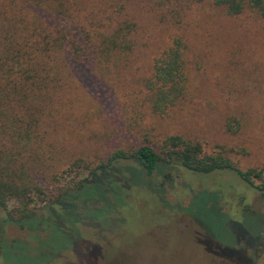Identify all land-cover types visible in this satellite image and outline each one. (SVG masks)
Returning <instances> with one entry per match:
<instances>
[{
  "label": "rangeland",
  "instance_id": "rangeland-1",
  "mask_svg": "<svg viewBox=\"0 0 264 264\" xmlns=\"http://www.w3.org/2000/svg\"><path fill=\"white\" fill-rule=\"evenodd\" d=\"M67 1L83 36L99 43L97 34L129 24L133 47L115 54L117 66H71L36 157L47 201L115 151L159 153L170 136L225 151L241 170L264 168L263 17L248 7L229 16L212 0ZM175 36L187 44L188 95L156 116L143 85ZM89 182V193L36 203L33 227L21 229L0 208V264H264V196L231 171L160 166L147 178L138 162L119 160Z\"/></svg>",
  "mask_w": 264,
  "mask_h": 264
},
{
  "label": "trees",
  "instance_id": "trees-1",
  "mask_svg": "<svg viewBox=\"0 0 264 264\" xmlns=\"http://www.w3.org/2000/svg\"><path fill=\"white\" fill-rule=\"evenodd\" d=\"M212 3L229 16L248 7L264 18V0ZM67 6V0H0V208L7 212L8 221L20 223L21 229L33 227L38 222L34 219L36 203L48 207L62 198L91 192L94 186L89 180L119 160L138 162L147 178L160 166L183 167L204 175L231 171L264 196V168L241 170L225 151L208 154L198 142L170 136L161 143L159 153L146 145L131 152L115 151L87 177L74 186L67 185L64 192H55L47 201L41 181L35 179L42 165L36 157L43 155L47 129L55 124L59 94L72 77L71 66L87 63L97 71L109 63L117 66L120 59L115 54L129 55L133 47L128 40L132 25L122 24L108 35L97 34L102 37L97 43L72 25L73 15ZM47 17L52 24L43 23L42 18ZM186 51L184 38L175 36L153 61L152 74L143 87L149 109L156 116H164L188 95ZM237 125V120L228 119L226 132L234 134ZM11 201L15 206L8 210Z\"/></svg>",
  "mask_w": 264,
  "mask_h": 264
},
{
  "label": "flooded vegetation",
  "instance_id": "flooded-vegetation-1",
  "mask_svg": "<svg viewBox=\"0 0 264 264\" xmlns=\"http://www.w3.org/2000/svg\"><path fill=\"white\" fill-rule=\"evenodd\" d=\"M207 252H211V250L209 248L205 249Z\"/></svg>",
  "mask_w": 264,
  "mask_h": 264
}]
</instances>
